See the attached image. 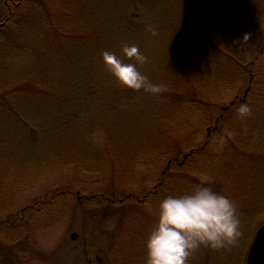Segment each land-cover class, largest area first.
Segmentation results:
<instances>
[{"label": "rangeland", "instance_id": "obj_1", "mask_svg": "<svg viewBox=\"0 0 264 264\" xmlns=\"http://www.w3.org/2000/svg\"><path fill=\"white\" fill-rule=\"evenodd\" d=\"M16 2L0 0V264H145L160 199L204 175L240 234L190 262L246 264L264 224V0ZM125 43L164 91L107 71ZM250 90L256 128L235 107Z\"/></svg>", "mask_w": 264, "mask_h": 264}, {"label": "clouds", "instance_id": "obj_2", "mask_svg": "<svg viewBox=\"0 0 264 264\" xmlns=\"http://www.w3.org/2000/svg\"><path fill=\"white\" fill-rule=\"evenodd\" d=\"M150 30L152 35L156 29ZM104 67L125 88L152 94L165 90L142 71L148 61L139 44L125 43L119 52H102ZM241 120L251 116L252 106L241 102L236 108ZM227 142L222 135L217 152ZM240 217L234 199L214 190L207 175L177 194L160 199L155 223L145 240V264H191L190 257L201 246L221 249L231 245L240 234Z\"/></svg>", "mask_w": 264, "mask_h": 264}, {"label": "water", "instance_id": "obj_3", "mask_svg": "<svg viewBox=\"0 0 264 264\" xmlns=\"http://www.w3.org/2000/svg\"><path fill=\"white\" fill-rule=\"evenodd\" d=\"M71 237L75 239L77 233L73 232ZM246 264H264V224L256 231L248 252Z\"/></svg>", "mask_w": 264, "mask_h": 264}, {"label": "trees", "instance_id": "obj_4", "mask_svg": "<svg viewBox=\"0 0 264 264\" xmlns=\"http://www.w3.org/2000/svg\"><path fill=\"white\" fill-rule=\"evenodd\" d=\"M255 76H256L255 73L251 74V78L254 79ZM254 92H255L254 90H250V94L248 96H245V98L242 99L241 101H236V105H235V107H238L241 102L247 101V102H249L251 104L252 109H254V107L256 108L255 112H252L251 116L245 118L246 120L249 121L248 123H252L250 125L251 127H255L258 124L257 122L259 121L258 120L259 114L257 113V109L258 108L255 105V103H253V101L255 100ZM252 99H253V101H252ZM239 120H241V119H239ZM241 127H242V125H241ZM258 155H264V151L262 152V154L261 153H258Z\"/></svg>", "mask_w": 264, "mask_h": 264}, {"label": "flooded vegetation", "instance_id": "obj_5", "mask_svg": "<svg viewBox=\"0 0 264 264\" xmlns=\"http://www.w3.org/2000/svg\"><path fill=\"white\" fill-rule=\"evenodd\" d=\"M6 3H7L8 6H10L12 4H16L17 2H16V0H6Z\"/></svg>", "mask_w": 264, "mask_h": 264}]
</instances>
